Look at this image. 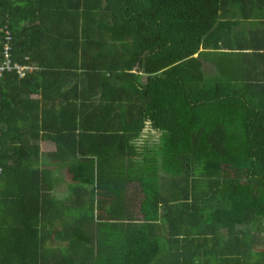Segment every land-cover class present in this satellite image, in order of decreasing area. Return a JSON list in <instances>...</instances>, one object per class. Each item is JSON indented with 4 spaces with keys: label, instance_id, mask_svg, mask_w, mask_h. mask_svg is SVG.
<instances>
[{
    "label": "trees",
    "instance_id": "trees-1",
    "mask_svg": "<svg viewBox=\"0 0 264 264\" xmlns=\"http://www.w3.org/2000/svg\"><path fill=\"white\" fill-rule=\"evenodd\" d=\"M245 2L0 0V264H264V98L205 64Z\"/></svg>",
    "mask_w": 264,
    "mask_h": 264
},
{
    "label": "crops",
    "instance_id": "crops-1",
    "mask_svg": "<svg viewBox=\"0 0 264 264\" xmlns=\"http://www.w3.org/2000/svg\"><path fill=\"white\" fill-rule=\"evenodd\" d=\"M245 3L241 5V12L228 18L230 24L233 20L236 22L232 29L224 33L227 49L230 50L206 52V71L212 78L218 76L236 85L247 84L248 89L258 87L248 92V96L264 98V0H246ZM158 139L159 134L154 133V138L148 140L149 143H157ZM40 147L45 156L56 151L53 142H41ZM45 147L48 149L45 150ZM65 168L61 172L64 183L60 186L59 182L56 188L58 195L62 189L70 192L73 183L85 182Z\"/></svg>",
    "mask_w": 264,
    "mask_h": 264
},
{
    "label": "built area",
    "instance_id": "built-area-1",
    "mask_svg": "<svg viewBox=\"0 0 264 264\" xmlns=\"http://www.w3.org/2000/svg\"><path fill=\"white\" fill-rule=\"evenodd\" d=\"M4 32H5V41L3 43V51L0 52V83L2 81L5 72L16 71V73L19 75L20 78H24L29 72H32L37 69L30 65H20L18 63H13L12 55H11L12 35L10 31L7 29ZM0 101H1V95H0Z\"/></svg>",
    "mask_w": 264,
    "mask_h": 264
},
{
    "label": "rangeland",
    "instance_id": "rangeland-1",
    "mask_svg": "<svg viewBox=\"0 0 264 264\" xmlns=\"http://www.w3.org/2000/svg\"><path fill=\"white\" fill-rule=\"evenodd\" d=\"M47 149H48V147H45V150H47ZM63 183H64V181H63ZM63 183H62V180H60V186H61ZM63 192H65V193H63ZM68 192H69L68 189H66V190H63V189H62V190H60V192H59V194H60L59 196H60V197L66 196Z\"/></svg>",
    "mask_w": 264,
    "mask_h": 264
}]
</instances>
